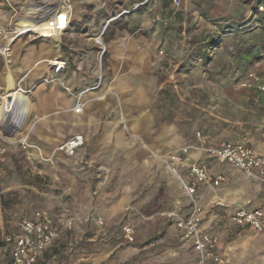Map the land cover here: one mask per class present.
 Returning <instances> with one entry per match:
<instances>
[{"label":"rangeland","instance_id":"374dc122","mask_svg":"<svg viewBox=\"0 0 264 264\" xmlns=\"http://www.w3.org/2000/svg\"><path fill=\"white\" fill-rule=\"evenodd\" d=\"M178 1V6L172 0L165 8L160 0H0V29L9 33L39 18L50 23L49 14L57 11L63 13L55 32L25 31L20 36L59 38L63 34V41L77 36L95 40L101 31L108 34L127 27L132 16H148L140 30L157 27L160 31L155 52L158 64L152 67L156 87L153 128L163 122L171 125L186 147L217 145L223 140L264 147V109L249 102L237 87L242 70L264 77V53L260 50L253 58H239L236 51V38L242 37L245 47L260 46L264 31L258 22L249 24L251 10L239 23L244 0ZM263 11L259 8L257 14ZM241 23L252 30L236 32L245 28ZM130 27V32L138 29ZM223 27L236 29L222 32ZM214 35L222 37L221 43L204 64L201 44ZM104 57L97 55L96 70L100 66L103 70ZM26 114L28 107L21 103L12 126L0 124L6 132L0 131V144L13 142L25 132ZM8 147L12 150L9 165L4 163L0 169V264L10 262L8 239L19 220L39 208L68 217L98 213L104 219L102 227L88 224L64 237L45 264H193L190 245L180 239L173 221L164 215L188 210L187 198L177 177L160 159L164 167L157 164L148 170L135 158L103 159L79 152L69 158L61 183L55 184L48 173L36 174V169L50 170L43 163L33 167L28 153L35 147L23 150L16 143ZM180 175L188 180L186 172ZM205 221L223 243L226 264H264L263 234L235 227L218 208L208 211ZM125 223L134 229V242L122 236Z\"/></svg>","mask_w":264,"mask_h":264},{"label":"crops","instance_id":"0c3cea01","mask_svg":"<svg viewBox=\"0 0 264 264\" xmlns=\"http://www.w3.org/2000/svg\"><path fill=\"white\" fill-rule=\"evenodd\" d=\"M147 18L142 15L132 16L127 27L114 30L112 34L101 31L97 35L106 49L105 57L103 56L102 84L97 89L89 90L98 83V71L94 64L97 62L100 47L94 43L95 40L82 39L81 36L71 41H63L62 33L66 28L59 38L49 35H22L10 42L11 56L8 64L0 52V88L8 94L11 80L13 94L20 99L23 106L28 107L27 123L23 128L25 132L17 138L29 134L28 143L35 147L28 153L29 159L34 163L33 167L43 163L50 170L36 169V174L42 176L48 173L55 184L61 183L67 161L71 158L58 151L59 145L76 134L84 137V145L77 153L88 157H125L131 161L135 158L142 163L143 169L149 170L157 164L163 166L160 160L150 155V151L158 157H167L174 151L186 150V153L180 154L186 161L205 164L211 174L224 175L225 180L217 188L210 189L204 184L197 189V201L204 211L202 228L215 235L206 225L207 212H214L218 208L231 218L239 208L264 209V185L256 179L247 178L236 167L217 163L205 150L216 145L186 147L179 142L177 132L175 134L171 125L163 122L153 128V92L156 87L152 67L155 63L158 64V59L155 61V52L159 48L160 31L157 27L150 31L140 30L144 26L143 19L146 23ZM130 26L138 29L130 32ZM56 58L64 60L66 68L55 75L47 62ZM18 81L21 88L27 90L25 95L15 93ZM61 83L71 89L73 96L64 90ZM86 90L89 92L83 98L89 101L88 104L80 114L72 113L76 102L75 95ZM18 133L10 137L13 138ZM138 136L144 140L148 149L133 139ZM17 140L2 144L8 148L5 166L9 165L12 151L8 146L17 144ZM250 147L257 153L264 154V147ZM199 197L202 199L200 202ZM44 209L30 210L22 218L32 217L36 211ZM46 210L50 211L54 219L63 216ZM187 212L188 210H182L183 214ZM219 252L227 256L221 240ZM223 264H226V260Z\"/></svg>","mask_w":264,"mask_h":264},{"label":"built area","instance_id":"2783aa9c","mask_svg":"<svg viewBox=\"0 0 264 264\" xmlns=\"http://www.w3.org/2000/svg\"><path fill=\"white\" fill-rule=\"evenodd\" d=\"M173 3L175 6L179 5L178 0H173ZM1 31L5 32L3 29H0V32ZM14 39H12L11 42ZM95 42L100 47L99 54L101 59L106 52L105 46L100 37H97ZM47 63L52 67L55 75L61 73L66 68V62L60 58L49 60ZM97 71V86L89 90L97 89L102 84V67L100 66ZM17 83L18 88L15 90V93L25 95L27 90L21 88L20 81ZM61 85L68 94L73 96L69 87L64 83H61ZM237 87L242 91L257 93L258 98L264 104L263 76H260L252 70L246 71L242 76L237 78ZM89 90L75 95L76 102L73 106L72 113L80 114L84 110L89 101L84 100L83 96L89 92ZM9 95V93H5L2 88H0V105L8 102L7 97H9ZM128 136L132 137L129 133ZM28 139L29 134L26 133V135H23L17 140V144L23 150H26L30 146ZM133 139L148 149L147 144L144 143L141 137L138 136ZM83 145V135L76 134L60 144L58 151L66 157H74ZM205 150L211 158L217 161V163L236 167L247 178L256 179L259 183L264 185V154L257 153L247 143H233L223 140L219 141V144L216 146L208 147ZM7 153L8 148L0 144V169L6 161ZM181 153H186V150L174 151L167 157H158L151 153L154 159H160L168 167L170 172L177 177L182 190L185 192L187 205L189 207L186 214H183L181 210H173L164 215L173 221L174 227L179 232L180 239L192 247L197 258L196 264H223L225 256L219 252V238H217L216 235L204 231L202 228L204 211L197 201V189L204 184L210 189H215L220 186V183L225 180V177L222 174H211L205 164L186 161L180 155ZM180 171L186 172L188 180L183 179L182 175H180ZM230 221L235 227L255 231L264 235L263 208H255L253 210L239 208L231 216ZM103 223L104 219L98 213H87L83 216L76 217L61 216L58 219H54L50 211L46 209L38 210L32 217L20 219L17 224L18 231L8 239V242L11 244L9 264H37L45 250L55 244L62 233L70 231L77 226H86L88 224L102 227ZM121 233L123 238L127 241H135L134 229L130 224H123Z\"/></svg>","mask_w":264,"mask_h":264},{"label":"trees","instance_id":"16d2710c","mask_svg":"<svg viewBox=\"0 0 264 264\" xmlns=\"http://www.w3.org/2000/svg\"><path fill=\"white\" fill-rule=\"evenodd\" d=\"M162 2V6L167 8L170 4V2L172 0H160ZM259 8H264V0H244V7L241 9L240 11V15H239V23L240 22H243L245 19H247L246 15H247V11H250V15H248V19L249 20V24H254L256 22L259 23V28L264 31V11L262 14V16H260L258 13V10ZM252 12H256V13H253ZM256 14V15H254ZM242 26H245V28L241 27V28H234V27H223V31H226V30H231V28L233 29H236V32L240 31V30H243V32H247L249 30H252V29H248V26L249 24L247 25H243V23H241ZM224 34V33H223ZM226 34V33H225ZM221 39L222 37H219L218 35H214V36H208L207 38L204 39V42L201 44L202 46V55H201V60L203 61L204 64H208L209 63V59H210V51L213 50V49H216V47H218V43H221ZM237 39V54L239 55V58L242 57V55L246 56V57H250V58H253L254 56L257 55V53L261 50V52L264 53V37L262 38V41H260V46L259 45H255V43H251L250 45L248 44V46H244L243 45V41H241V39H243L242 37L240 38H236ZM249 60V59H248ZM247 60V61H248ZM246 72V70H242V74L243 75L244 73ZM239 76V75H237ZM240 77V76H239ZM246 99L250 102H252L255 106H257L259 109H264V104L260 101V99L258 98V95L257 93H254V92H247V91H244L243 92ZM233 143H235L234 141H231ZM172 223V221H171ZM83 226H77L75 228H73L72 230L70 231H66L64 233L61 234V237L55 242V244H53L52 246L48 247L43 256L40 258V260L37 262V264H45L46 261L48 260L47 258L51 255L52 252H57V247L58 245H60V241L64 238V237H71L73 235V233L75 231H77V229H82ZM91 228L92 225H90ZM95 227V226H94ZM190 248L192 249V247L190 246ZM83 250H88L89 248L88 247H83L82 248ZM192 252H193V249H192ZM193 255H194V261H193V264H196L197 262V258H196V255L194 254L193 252Z\"/></svg>","mask_w":264,"mask_h":264},{"label":"bare ground","instance_id":"6f19581e","mask_svg":"<svg viewBox=\"0 0 264 264\" xmlns=\"http://www.w3.org/2000/svg\"><path fill=\"white\" fill-rule=\"evenodd\" d=\"M63 12H52L49 14L50 18H53L52 22L45 23L43 19H35V20H30L26 22V24L22 27V29L11 31L9 33L5 32H0V52L4 55L6 64H8V58L11 56V52H9V46L8 44L11 42L13 38H16L20 34H23L25 31H34V32H55V27L57 24H59L62 21L61 15ZM55 25V26H53ZM49 27V28H48ZM47 28V29H46ZM7 66V65H6ZM11 84V90L9 94L12 96V102H7L4 103L3 106L0 108V124L3 125H8L9 128L12 126V124L15 122L16 119V113L21 105L20 99H18L12 92V81L10 80ZM0 131L3 133L5 132L4 127L0 128Z\"/></svg>","mask_w":264,"mask_h":264},{"label":"water","instance_id":"95a60500","mask_svg":"<svg viewBox=\"0 0 264 264\" xmlns=\"http://www.w3.org/2000/svg\"><path fill=\"white\" fill-rule=\"evenodd\" d=\"M7 101H8V103L13 101L11 95H9V97H7Z\"/></svg>","mask_w":264,"mask_h":264}]
</instances>
